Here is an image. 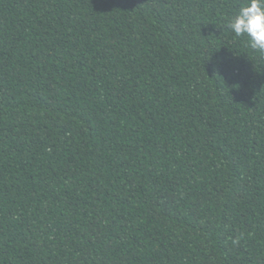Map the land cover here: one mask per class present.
<instances>
[{
  "label": "trees",
  "instance_id": "16d2710c",
  "mask_svg": "<svg viewBox=\"0 0 264 264\" xmlns=\"http://www.w3.org/2000/svg\"><path fill=\"white\" fill-rule=\"evenodd\" d=\"M242 2L0 0V264H264Z\"/></svg>",
  "mask_w": 264,
  "mask_h": 264
},
{
  "label": "clouds",
  "instance_id": "9594fccd",
  "mask_svg": "<svg viewBox=\"0 0 264 264\" xmlns=\"http://www.w3.org/2000/svg\"><path fill=\"white\" fill-rule=\"evenodd\" d=\"M225 27L236 38L246 40L251 49L264 54V0H243Z\"/></svg>",
  "mask_w": 264,
  "mask_h": 264
}]
</instances>
